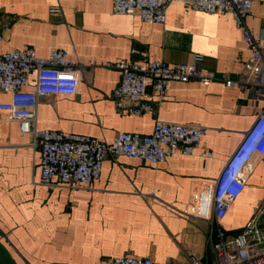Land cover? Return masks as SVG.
<instances>
[{
    "label": "crops",
    "instance_id": "1",
    "mask_svg": "<svg viewBox=\"0 0 264 264\" xmlns=\"http://www.w3.org/2000/svg\"><path fill=\"white\" fill-rule=\"evenodd\" d=\"M53 6L64 15L52 14ZM247 20L264 42V0H252ZM0 29V53L33 47L47 56L57 48L81 63L75 94L39 99V129L110 142L121 131L150 134L157 119L193 123L207 127L202 145L213 152L177 153L158 164L109 156L101 178L88 187H48L41 183L40 146L0 110V264H105L119 255L180 264L194 256L211 264L218 225L229 236L239 234L264 196V156L256 155L242 193L220 223L182 214L192 193L220 175L263 109L250 89L220 78L238 79L249 60L234 17L172 2L159 24L139 14H114L112 0H0ZM133 48L169 63L200 53L201 69L217 78L208 86L175 81L162 98L149 88L153 112L122 113L112 98L121 80L113 63L140 57ZM8 100L0 91V102Z\"/></svg>",
    "mask_w": 264,
    "mask_h": 264
},
{
    "label": "built area",
    "instance_id": "2",
    "mask_svg": "<svg viewBox=\"0 0 264 264\" xmlns=\"http://www.w3.org/2000/svg\"><path fill=\"white\" fill-rule=\"evenodd\" d=\"M172 2L208 14L230 13L234 17L249 51V60L238 79H231L225 73L220 78L228 86L250 89L254 98L264 103V42L247 20L252 11V0H112V12L139 14L145 22L163 24ZM50 12L61 17L64 15L60 6L51 7ZM3 39L0 29V42ZM131 52L139 53L140 57H123L113 63L121 72V80L112 98L116 109L122 113L141 115L153 112L154 106L146 98L149 88L162 98L175 81L198 80L208 86L217 78L216 72L201 69L204 55L200 53L193 54L189 62L169 63L151 59L147 52L136 48ZM80 76L81 63L63 49H52L47 56L38 55L33 47L0 53V91L10 95V100L0 102V110L6 113L8 120L18 121L21 132L30 134L34 144L40 146L43 185L88 187L101 178L103 163L109 156H126L150 164L162 163L177 153L192 155L199 152L203 157L213 156V152L202 145L207 127L193 123L157 119L150 134L121 131L110 142L88 134L39 129V99L49 95L75 94ZM256 155L264 156V105L220 175L212 184L192 193L190 204L182 214L220 223L242 193L246 174L251 171ZM217 231V239L211 236L215 264H264V196L239 234L229 236L220 225ZM189 260L191 264H202L194 256ZM105 264L174 262L119 255L107 259Z\"/></svg>",
    "mask_w": 264,
    "mask_h": 264
},
{
    "label": "rangeland",
    "instance_id": "3",
    "mask_svg": "<svg viewBox=\"0 0 264 264\" xmlns=\"http://www.w3.org/2000/svg\"><path fill=\"white\" fill-rule=\"evenodd\" d=\"M197 258H198V257H197ZM199 259H200V258H199ZM174 262H176L177 264H180V263H178L179 261H174ZM188 264H191L190 261H189ZM203 264H204V263H203ZM211 264H215L214 258H212V256H211Z\"/></svg>",
    "mask_w": 264,
    "mask_h": 264
}]
</instances>
